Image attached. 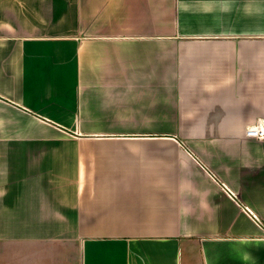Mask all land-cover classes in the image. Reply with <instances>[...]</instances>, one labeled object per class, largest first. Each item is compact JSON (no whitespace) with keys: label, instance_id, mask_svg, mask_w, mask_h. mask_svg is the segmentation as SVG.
<instances>
[{"label":"crops","instance_id":"1","mask_svg":"<svg viewBox=\"0 0 264 264\" xmlns=\"http://www.w3.org/2000/svg\"><path fill=\"white\" fill-rule=\"evenodd\" d=\"M255 125L264 0H0V264H264Z\"/></svg>","mask_w":264,"mask_h":264},{"label":"built area","instance_id":"2","mask_svg":"<svg viewBox=\"0 0 264 264\" xmlns=\"http://www.w3.org/2000/svg\"><path fill=\"white\" fill-rule=\"evenodd\" d=\"M246 135L258 139H264V125L250 126L246 129Z\"/></svg>","mask_w":264,"mask_h":264},{"label":"rangeland","instance_id":"3","mask_svg":"<svg viewBox=\"0 0 264 264\" xmlns=\"http://www.w3.org/2000/svg\"><path fill=\"white\" fill-rule=\"evenodd\" d=\"M25 258H27V256H25ZM18 264H20V263H18ZM21 264H27L26 262H23V263H21Z\"/></svg>","mask_w":264,"mask_h":264}]
</instances>
